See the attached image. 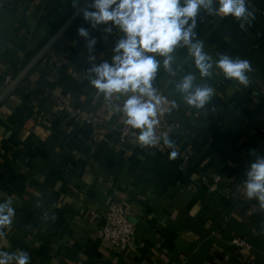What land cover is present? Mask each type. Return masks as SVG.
<instances>
[{
    "label": "crops",
    "instance_id": "1",
    "mask_svg": "<svg viewBox=\"0 0 264 264\" xmlns=\"http://www.w3.org/2000/svg\"><path fill=\"white\" fill-rule=\"evenodd\" d=\"M231 20L202 14L197 38L213 61L218 54L250 61L247 87L215 64L210 77H201L187 47L172 53L175 76L152 54L161 61L153 87L169 98L168 120L176 126L161 153L133 137L122 142L113 129L93 136L56 108L64 97L123 123L131 93L106 98L90 72L112 63L123 35L117 28L93 29L73 0H0V66L14 81L23 75L13 89L0 82V202L10 197L16 209L0 249L24 250L31 264H264V214L249 213L256 206L242 188L250 150L264 154V7L256 26L230 28L218 39ZM81 27L96 40L91 52ZM236 36L245 37L246 47ZM188 74L194 87L213 89L203 108L176 90ZM114 204L135 225L127 251L98 237ZM235 238L251 248L234 246Z\"/></svg>",
    "mask_w": 264,
    "mask_h": 264
},
{
    "label": "clouds",
    "instance_id": "2",
    "mask_svg": "<svg viewBox=\"0 0 264 264\" xmlns=\"http://www.w3.org/2000/svg\"><path fill=\"white\" fill-rule=\"evenodd\" d=\"M80 3L81 0H73V8L93 29L103 25L104 31L111 33L115 27L123 34L113 49L112 63L103 62L90 69L95 74L91 84L106 98L113 93H132L127 95L122 111L127 117L125 124L141 130L136 136L141 147L155 146L160 141L154 125L158 124L155 117L161 98L153 87V80L161 61L152 54L163 57L164 70L175 76L171 67L175 59L172 53L177 46L187 47L201 77H210L215 64L225 78L234 79L244 87L250 83L248 73L253 71L250 61L228 54H218L219 58L213 61L196 32L202 14L231 17L244 30L250 23L249 18H255L249 10V0H91L85 7H80ZM78 34L87 41L91 52L96 40L90 38L89 31L83 27L78 29ZM194 80V75H185L175 87L184 94L187 104L203 108L211 100L213 89L194 87ZM165 144L171 146L172 143L165 140ZM171 155L175 157L176 153ZM250 155L254 159L245 171L243 194L247 200L256 201L259 211L264 214V154L253 149ZM36 207H40L39 200ZM15 215L10 197L0 202V239L6 238V230L13 224ZM55 218V215L51 216L53 221ZM44 219H49L47 213ZM261 227L264 228V221H261ZM0 264H31V258L24 250L0 249Z\"/></svg>",
    "mask_w": 264,
    "mask_h": 264
},
{
    "label": "built area",
    "instance_id": "3",
    "mask_svg": "<svg viewBox=\"0 0 264 264\" xmlns=\"http://www.w3.org/2000/svg\"><path fill=\"white\" fill-rule=\"evenodd\" d=\"M14 78L12 74L5 73L0 66V82L2 86L9 87L13 84ZM157 90V95L161 98L160 103L157 105L158 124L154 125V132L156 136L160 137V141L155 146H147L150 150H155L161 153H167L168 147L165 144L166 135L169 130L174 129L176 126L171 124L168 120V114L171 109V102L163 90ZM129 95H132L129 94ZM127 99V98H126ZM125 99V100H126ZM147 99V98H145ZM57 110L66 116H69L76 121L82 122L92 132L93 136L108 133L110 130L119 132L122 142L128 138L139 134L131 126L125 124L126 116L122 111L123 123L117 125L111 116H100L93 112L87 111L82 107L73 105L68 99L60 97L55 101ZM124 105V102H123ZM187 160V158H186ZM257 208L252 207L249 213L256 212ZM105 226L98 232V237L103 242L109 243L120 251H127L130 249L131 243L135 236V225L130 221L126 209L123 205L114 204L110 207L106 214ZM231 243L239 248L250 249V245L241 239L235 238Z\"/></svg>",
    "mask_w": 264,
    "mask_h": 264
},
{
    "label": "trees",
    "instance_id": "4",
    "mask_svg": "<svg viewBox=\"0 0 264 264\" xmlns=\"http://www.w3.org/2000/svg\"><path fill=\"white\" fill-rule=\"evenodd\" d=\"M264 7V0H249V10L252 11L254 13L255 18H249L250 19V23L245 25V29H249V28H253L254 26H256V21L258 20L260 13L262 11ZM230 28H233L235 30H242L239 27V22L236 20H231L229 26L227 27V29L223 30V32L221 33L220 36H218V39H222L224 37V35L227 33V31H229ZM237 37V43H239L240 45H243L244 47H246L247 45V41H245V37H241V36H236ZM254 205L257 207L258 209V204L256 201H253ZM259 210V209H258ZM256 210L257 212V217L258 215H260V211Z\"/></svg>",
    "mask_w": 264,
    "mask_h": 264
},
{
    "label": "water",
    "instance_id": "5",
    "mask_svg": "<svg viewBox=\"0 0 264 264\" xmlns=\"http://www.w3.org/2000/svg\"><path fill=\"white\" fill-rule=\"evenodd\" d=\"M22 77H23V75H21V76H19L18 77V79H16L15 81H14V83L12 84V86H11V89H13L19 82H20V80L22 79ZM140 130V129H139Z\"/></svg>",
    "mask_w": 264,
    "mask_h": 264
}]
</instances>
